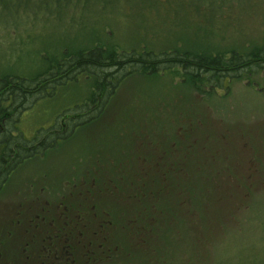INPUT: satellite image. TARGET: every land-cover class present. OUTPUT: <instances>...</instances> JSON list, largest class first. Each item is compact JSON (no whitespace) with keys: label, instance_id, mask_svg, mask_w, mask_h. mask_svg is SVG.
<instances>
[{"label":"rangeland","instance_id":"rangeland-1","mask_svg":"<svg viewBox=\"0 0 264 264\" xmlns=\"http://www.w3.org/2000/svg\"><path fill=\"white\" fill-rule=\"evenodd\" d=\"M16 1L0 0V75H26L38 67L40 54L54 58L92 44L156 53H227L228 59L230 52L247 56L264 44V0H51L47 12L27 0L26 13L23 7L9 13ZM182 77L124 78L97 122L84 127L76 124L87 119L74 116L87 111L91 83L81 75L62 80L46 95L33 94L23 106L26 110L6 122L0 118V156L8 147L6 140L11 142L6 134L13 137L11 144L21 147L26 142L25 150H36L46 137L52 139L51 130L61 129L63 119L75 126L72 136L53 149L25 161L20 159L30 153L16 149L19 159L7 158V164L0 160V256L14 258L30 248L24 245V228L40 221L45 211L58 207L56 219L67 216L74 222L81 217L79 221L86 222L105 207L116 208L114 197L82 194H100L102 178L111 180L107 185L112 187L116 174L109 167L117 162L108 157L103 166L96 165L85 147L109 137L118 124L130 122L132 137L134 127L145 133L151 116L144 114L154 110L170 117L163 123L164 150L173 147L179 156L188 148L191 164L198 152L210 150L214 157L200 163L240 168L239 174L211 170L213 179L233 184L246 178L255 185L250 191L234 186L219 194L209 191L208 183L203 190L207 201L196 191L197 199L181 207L183 200L175 196V204L168 200L162 209L145 208L143 220L133 208L129 226L107 229L110 243L95 252L99 257L91 264H264V70L232 79L224 90L193 86ZM5 107L0 102L2 117ZM173 194L180 192L169 189L164 197ZM67 205L69 212L62 213ZM152 216L160 219L151 222ZM53 217L51 213L45 219ZM6 240L15 244H3Z\"/></svg>","mask_w":264,"mask_h":264},{"label":"trees","instance_id":"trees-1","mask_svg":"<svg viewBox=\"0 0 264 264\" xmlns=\"http://www.w3.org/2000/svg\"><path fill=\"white\" fill-rule=\"evenodd\" d=\"M50 1L35 0L33 2H38L41 5L40 11L47 12V5ZM27 2V0L14 2L9 13L15 12L21 7H23L22 12L26 13ZM112 47L92 44L89 47L71 50L75 51L72 53L63 51L62 54L54 58H49L46 54H40L38 56V67L27 72L26 75L18 73L0 75V102H4L6 106L5 116L2 117L1 115L0 118L14 117L18 111L26 110L23 106L33 94L46 95L49 93L48 91L51 92L56 86L61 85L62 80H74L79 75L85 77L91 83L90 92L85 102L87 111L79 112V115L74 116L76 119H87L77 124L74 123L84 127L97 122V119L105 112L110 99L122 85V80L129 76L141 75L152 78L153 76L167 75L175 78V76L179 77V73H182L185 75L182 78L187 79L193 86L202 83L209 86L210 89L219 88L224 90L226 89L225 85L230 84L232 79H239L245 73L252 72L254 69L264 70V44L258 51L251 52L247 56L230 52L229 59L226 57L227 53L213 55L178 50L156 53L146 49L139 51L135 49L118 50L114 46ZM225 79H227V82H225ZM120 81L121 83H119ZM144 115L151 116L150 126L146 128L145 133H141L138 128L134 127V137H132L130 122L125 126L118 124L110 129L112 133L109 137L100 139L95 145H90V148L89 146L85 147L87 157L96 165L103 166L108 157L117 159L116 164L109 167L116 174V177L112 179L114 184L112 187L107 185L111 180L102 178L101 182L105 186L100 190V194L94 191L91 195L88 190L82 193L92 198L96 195L114 197L116 200L114 203H117V206L114 209L105 207L103 211L101 210V214H93L89 217V221L113 222L117 227L125 226V224L129 226L133 208L142 214L141 218L143 220L144 212L142 213V211L145 208L150 207L152 211L162 209L166 207L168 200L171 204H175L176 197L183 200L182 202L179 201L181 207L186 206V200L191 202L197 199L199 195L196 191H199L200 195L207 201L208 197L204 196L205 191L203 190L204 185L208 189V183L210 185L209 191L213 190V193L219 191V194L234 186L240 187L242 191L245 188L250 191L251 187L255 185L246 178L244 180L236 179L233 184L229 180L221 182L217 178L213 179L211 170L216 174H239L240 172H237V170L240 171V168L238 165L230 167L215 162L200 163V159L206 161L214 157L210 150L201 154L198 152L196 154L197 159L193 164L189 161L191 152L186 147L183 150L181 149L178 153L179 156L175 155L173 147L164 150L161 145L163 142L164 146L163 123H169L170 117L168 115L165 117L161 112L154 110H148ZM144 115H142V118H144ZM69 126L70 132L66 134L63 141L69 139L74 133L72 129L75 126L71 124ZM115 132L117 133L114 134ZM5 137L6 139L10 138L11 142L14 141L11 135L6 134ZM11 142L6 140L8 147L0 156L2 164L8 163L7 158H13V160L20 158L16 154V149L30 153L26 158L20 159L25 161L35 157L36 154L44 153L49 148H55L58 144L55 141H52V143L45 142L38 145L36 150L31 151V149H24L26 142L21 147L11 144ZM1 143L2 140H0ZM39 147L41 148L40 151ZM100 157L103 158L99 160ZM15 169L16 163L13 167L8 168L5 183ZM108 171L111 173L110 170ZM207 174L210 175L208 179L204 178ZM2 187L0 186V189ZM113 187L115 188L112 189ZM110 189L112 190L110 191ZM169 189L179 191L180 194H173L165 199L164 194ZM105 201L109 204L111 199H105ZM124 205L128 208L126 211ZM159 219L152 216L150 220L152 222ZM79 220H84V218L80 217ZM2 259L4 258L1 257L0 261ZM9 263L11 264V262Z\"/></svg>","mask_w":264,"mask_h":264},{"label":"flooded vegetation","instance_id":"flooded-vegetation-1","mask_svg":"<svg viewBox=\"0 0 264 264\" xmlns=\"http://www.w3.org/2000/svg\"><path fill=\"white\" fill-rule=\"evenodd\" d=\"M6 119L4 118L3 121L6 122ZM69 125L63 119L61 129L51 130L49 135L52 139L46 141V137L45 142L63 141L66 134L70 132ZM32 150L33 148H31ZM57 208L54 211H45L40 221L29 222L23 233L28 236L24 245L25 247L30 246V248L23 249L21 254H17L14 258L5 257L0 261V264H10L9 262L11 264H24L26 262L31 264H91L95 262L99 257L95 255V252H99L104 245L110 243L107 242V239H110L106 236L107 229L111 228L116 231L115 223L108 221L69 222L70 217L67 216L59 220L56 219ZM63 209L62 213L69 212L68 206L63 207ZM51 213L54 214L52 220L45 219ZM39 215L37 213L35 217L39 219ZM3 244L15 243L6 240ZM106 251L109 254L112 250L107 248Z\"/></svg>","mask_w":264,"mask_h":264}]
</instances>
